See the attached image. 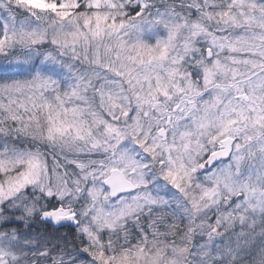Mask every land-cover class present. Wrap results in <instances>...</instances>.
<instances>
[{
    "label": "snow or ice",
    "instance_id": "1",
    "mask_svg": "<svg viewBox=\"0 0 264 264\" xmlns=\"http://www.w3.org/2000/svg\"><path fill=\"white\" fill-rule=\"evenodd\" d=\"M0 264H264V0H0Z\"/></svg>",
    "mask_w": 264,
    "mask_h": 264
},
{
    "label": "trees",
    "instance_id": "2",
    "mask_svg": "<svg viewBox=\"0 0 264 264\" xmlns=\"http://www.w3.org/2000/svg\"><path fill=\"white\" fill-rule=\"evenodd\" d=\"M0 64H2V60H0Z\"/></svg>",
    "mask_w": 264,
    "mask_h": 264
}]
</instances>
